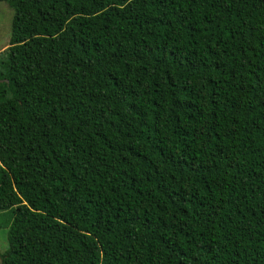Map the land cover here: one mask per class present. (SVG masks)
Returning a JSON list of instances; mask_svg holds the SVG:
<instances>
[{
    "label": "trees",
    "instance_id": "16d2710c",
    "mask_svg": "<svg viewBox=\"0 0 264 264\" xmlns=\"http://www.w3.org/2000/svg\"><path fill=\"white\" fill-rule=\"evenodd\" d=\"M0 2V264H264V0Z\"/></svg>",
    "mask_w": 264,
    "mask_h": 264
},
{
    "label": "rangeland",
    "instance_id": "374dc122",
    "mask_svg": "<svg viewBox=\"0 0 264 264\" xmlns=\"http://www.w3.org/2000/svg\"><path fill=\"white\" fill-rule=\"evenodd\" d=\"M11 15L10 9L0 2V54L8 48ZM6 234L7 227L0 228V254H3L7 247Z\"/></svg>",
    "mask_w": 264,
    "mask_h": 264
}]
</instances>
